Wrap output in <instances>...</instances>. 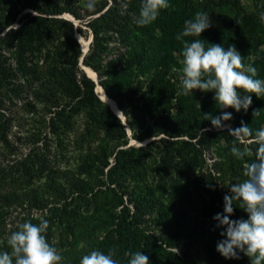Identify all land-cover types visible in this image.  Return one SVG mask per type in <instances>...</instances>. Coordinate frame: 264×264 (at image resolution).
Instances as JSON below:
<instances>
[{
  "label": "rangeland",
  "instance_id": "1",
  "mask_svg": "<svg viewBox=\"0 0 264 264\" xmlns=\"http://www.w3.org/2000/svg\"><path fill=\"white\" fill-rule=\"evenodd\" d=\"M140 4L141 0H131L130 6L137 10ZM169 4L170 7L160 10L157 19L145 28L155 35L154 42L162 45V51L168 53L169 50L178 58V64L173 65L179 68L176 71L182 73L183 67V44L176 36L183 31L185 20L193 19L197 11H205L210 17L216 12L223 18V34L216 33L217 22L211 19L212 26L201 37L184 39H200L206 47L210 43L221 44L226 50L229 45H235L244 58L243 63L256 67L257 78L264 79V23L259 19L260 13L264 12V2L247 0L234 8L220 5L215 9L209 0H169ZM26 10L29 8L22 13ZM69 15L68 12L61 14L77 24L78 20ZM82 28L86 29L85 25ZM86 34L85 37L75 33L80 51V39L87 41L90 37L88 30ZM116 42V37L112 36L110 45ZM59 43L60 40H53L50 48L57 46L60 52ZM3 56L7 68L0 69V251H11L7 238L19 229L20 224L27 221L38 224L42 217L49 221L47 240L62 255V264H79L82 255L93 249L107 253L111 248L110 239L114 236L112 230L116 222L112 217L120 212L124 217L128 214L145 240L165 246L174 239L166 249L179 255L187 264H250L243 253L237 260L225 259L217 252V242L223 237L220 236L222 229L214 227L217 222L213 216L223 211V198L230 193V185L245 178V164L256 158L258 146L254 144L249 145L253 154L243 160L231 154L234 137L229 134V129L240 127L241 121L248 124L253 134L264 128V97L251 94L253 103L247 112L243 109L236 112L232 108L221 110L214 99L215 93L212 101L199 98L201 105L194 112L197 119H204L205 114L219 116L222 111L231 112L232 119L224 122L223 129L212 128L210 120L205 119L209 124L198 132L211 129L203 131L206 133L202 136L209 148H201V166L189 167L188 182L177 176L161 177L159 166H156L158 160L155 162L150 156L142 160V166L134 169L131 175L124 172L120 176L119 173L118 183L95 184L93 177L82 171V157L87 146L93 148L102 139L103 127L97 128L90 138L83 136L86 120L84 113L80 112L63 130L56 131L57 117L48 112L44 100L34 90L40 83L49 86L46 76L18 67L14 54L5 49ZM85 66L94 71L91 66ZM94 91L101 104L106 105L123 126L127 144L120 147L146 144L161 136H148L153 119L145 113L144 95L128 106V115L116 105L122 113L121 118L100 98L96 82ZM257 109L259 115L253 116ZM169 141L161 144L167 152L171 148ZM173 149L176 145L172 146V153L175 152ZM138 155H141L138 151L132 154ZM140 173H143L141 178L144 180L139 182L135 175ZM76 177L85 179L87 187L95 184L91 195L69 194ZM176 178L178 181H173ZM136 204L142 210L133 218ZM145 204L148 209L143 211ZM234 204L237 207L234 206L231 218L246 219L247 213L239 208V202L234 201Z\"/></svg>",
  "mask_w": 264,
  "mask_h": 264
},
{
  "label": "trees",
  "instance_id": "2",
  "mask_svg": "<svg viewBox=\"0 0 264 264\" xmlns=\"http://www.w3.org/2000/svg\"><path fill=\"white\" fill-rule=\"evenodd\" d=\"M246 1L209 0L213 9L220 5L234 8ZM130 5L131 0H97L94 10L90 11L87 0H0V69L7 68L3 61L5 49L14 54L18 67L46 76L49 86L40 83L34 90L44 100L48 112L57 117L56 131L63 130L80 112L86 120L83 136L90 138L97 128L103 127L102 139L93 148L87 146L82 157V171L93 177V183H118L119 173L120 176L124 172L131 175L142 166L141 161L150 156L155 162L158 160L156 166L161 177L177 176L188 182L189 167L201 166V148H209L202 140L206 132H198L209 123L203 118L197 119L194 112L201 105L199 98L212 101L214 91L193 90L187 96L176 95L182 74L173 66L178 64V58L169 50L168 53L162 51V45L154 42L155 35L145 26L137 25L139 9H132ZM25 8L29 10L22 13ZM63 12H68L78 23L61 16ZM211 17L217 22L216 33L223 34V18L216 12ZM87 30L90 41L82 63L94 69L107 97L115 101L125 115H128V106L144 95L145 113L153 119L148 136L161 134L156 140L120 147L127 144L123 126L107 106L101 104L94 91L95 82L78 64L81 51L75 33L86 37ZM112 36L117 40L114 45L109 43ZM55 39L60 40V52L57 46L50 48V42ZM255 101L260 102V99ZM165 140H170V152L161 145ZM173 145H176L174 153L171 152ZM136 151L141 155L132 156ZM142 175L139 174L140 178ZM139 176L135 175L136 181L144 180ZM74 180L68 190L70 195H91L95 184L87 187L85 179L76 177ZM143 206L146 211L148 205ZM135 208L133 218L142 210L137 204ZM118 214L112 217L116 222L110 246L117 248V259L122 264H127L125 253L129 251H143L149 256L150 264H187L166 249L174 239L165 246L155 245L143 238L128 214L126 217Z\"/></svg>",
  "mask_w": 264,
  "mask_h": 264
},
{
  "label": "clouds",
  "instance_id": "3",
  "mask_svg": "<svg viewBox=\"0 0 264 264\" xmlns=\"http://www.w3.org/2000/svg\"><path fill=\"white\" fill-rule=\"evenodd\" d=\"M96 3L97 0H87V8L94 10ZM169 7V0H141L137 25L144 27L152 24L160 10ZM259 19L264 23V12L260 13ZM211 26L209 14L197 11L193 19L185 20L183 31L177 34L176 39L183 44V67L180 90L176 95L187 96L193 90L214 91V99L221 110L232 108L236 112L241 109L247 112L253 103L251 94L257 98L264 97V79L257 78V68L243 63L244 58L235 45H229L226 50L221 44L210 43L206 47L200 39H184L201 37ZM252 114L259 115V110H254ZM204 119L210 120L212 128L223 129L224 122L232 119V113L222 111L219 116L205 114ZM229 134L234 137L230 152L237 159L243 160L253 154L249 145L258 147L255 160L244 166L245 178L230 185V193L223 198V211L213 216L217 222L214 227L222 229L220 236L223 237L217 242L216 250L225 259L238 260L243 253L250 264H264V128L253 134L248 124L241 121V126L229 129ZM234 201L239 202V208L247 213L246 219L231 218L237 207ZM48 228L49 221L42 217L38 224L31 221L20 224L19 229L7 238L11 251H0V264H62V255L47 240ZM116 256L115 246L107 253L93 249L82 255L79 264H121ZM125 256L128 257L127 264H150L149 256L143 251H129Z\"/></svg>",
  "mask_w": 264,
  "mask_h": 264
},
{
  "label": "bare ground",
  "instance_id": "4",
  "mask_svg": "<svg viewBox=\"0 0 264 264\" xmlns=\"http://www.w3.org/2000/svg\"><path fill=\"white\" fill-rule=\"evenodd\" d=\"M67 16V15H66ZM70 16V15H69ZM80 44H81V48L84 50L87 46V41L80 39ZM83 71L87 74V76L89 78L94 79L95 78V74L94 72L89 69L88 67H86L85 65L82 66ZM96 91L99 93L100 98L109 105V107L113 110V112L115 114H117L119 117H123L120 113V110L116 107V105L114 104V102H112L105 94V92H103V90L101 89V87L99 85H96Z\"/></svg>",
  "mask_w": 264,
  "mask_h": 264
},
{
  "label": "water",
  "instance_id": "5",
  "mask_svg": "<svg viewBox=\"0 0 264 264\" xmlns=\"http://www.w3.org/2000/svg\"><path fill=\"white\" fill-rule=\"evenodd\" d=\"M79 41V40H78ZM89 41H90V39H88L87 40V46H86V48L83 50L82 48H81V55H80V58H79V66L81 67V68H83L82 66H84V64L82 63V58H83V55L85 54V52L87 51V49H88V43H89ZM81 47V46H80ZM95 73V72H94ZM87 75V74H86ZM92 79V78H91ZM94 82H96V85H99L98 83H97V80H98V75L95 73V78L94 79H92ZM102 89V88H101ZM104 92V91H103ZM115 105H116V103H115ZM111 109V108H110ZM112 110V109H111ZM113 111V110H112ZM120 113H121V111H120ZM117 115V114H116ZM121 115H122V113H121ZM118 116V115H117ZM119 117V116H118Z\"/></svg>",
  "mask_w": 264,
  "mask_h": 264
}]
</instances>
